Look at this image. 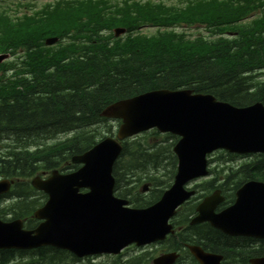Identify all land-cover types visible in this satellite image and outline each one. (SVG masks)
<instances>
[{"label":"trees","instance_id":"1","mask_svg":"<svg viewBox=\"0 0 264 264\" xmlns=\"http://www.w3.org/2000/svg\"><path fill=\"white\" fill-rule=\"evenodd\" d=\"M92 7L86 11H69L61 10L58 5L46 6L15 26L10 20L4 26L0 24L1 52L25 47L27 57L21 65L25 63L27 70L30 63L40 58L56 63L49 68L52 71L43 67L29 70L33 85L12 101L6 89L0 91V178L13 181L9 194L13 201L3 212L22 219L27 228L35 226L31 215L40 205V193L31 188L29 178L55 168L75 170L77 166L69 164L70 158L90 149L100 137L102 130L97 127L106 120L99 113L107 105L153 90L189 89L238 108L255 103L264 106V80L259 79L264 73V0H202L190 3L184 11L147 8V12L139 10L134 19L130 20L132 16L125 13L118 21L95 2ZM251 14L254 18L242 23ZM82 18L90 25L84 24ZM144 23L164 28L199 23L214 34L230 31L234 36L190 41L184 34L170 30L157 31L148 37L139 34L133 37L129 33L123 42L102 36L115 26L132 32ZM82 33L83 40L64 44L58 52L45 51V37L73 39L75 34L80 38ZM59 133L67 135L63 142L38 148L40 140ZM152 135L159 143L149 147H145L146 141L123 143L112 170L114 191L120 198L126 199L138 182L147 181L151 185V197L129 200L138 208L155 203L170 186L175 173L176 158L171 149L177 138L155 131ZM12 141L19 143L16 145L19 148L11 147ZM30 145L36 147L31 149ZM217 154L223 159L219 170H212L214 177L196 186L201 195L186 203L173 222L183 226L179 232L182 242L222 254L224 264H247L251 257L264 256V241L255 248L251 239L230 238L208 224L188 226L194 202L203 195L219 189L225 197L223 207L232 203L235 191L247 181L264 182V154L227 168L225 164L239 157L225 152ZM33 252L40 257V264L66 259L65 253L51 247ZM25 253L0 250V264H15L12 260Z\"/></svg>","mask_w":264,"mask_h":264},{"label":"water","instance_id":"2","mask_svg":"<svg viewBox=\"0 0 264 264\" xmlns=\"http://www.w3.org/2000/svg\"><path fill=\"white\" fill-rule=\"evenodd\" d=\"M52 41H47L51 43ZM104 115L122 120L120 139L156 128L180 139L173 148L178 160L172 186L147 209L125 208L126 202L113 197L112 166L119 147L111 140L73 159L84 167L70 175L52 172L45 181L31 184L48 195L45 206L34 213L45 220L34 231H24L20 221L0 222V249H31L43 245L67 249L77 256L117 254L135 243L144 245L162 240L170 232L168 220L175 209L194 191L183 186L204 176L206 156L223 149L235 154L264 153V106L255 103L234 107L211 95L190 90H156L108 106ZM85 188L87 193L80 194ZM9 183L0 182V195ZM234 203L215 214L223 198L217 190L196 207L190 224L208 223L230 237L264 239V183L250 181L235 193ZM199 264H221L222 257L189 246ZM176 255L166 254L154 264H173ZM249 264H264V257Z\"/></svg>","mask_w":264,"mask_h":264},{"label":"rangeland","instance_id":"3","mask_svg":"<svg viewBox=\"0 0 264 264\" xmlns=\"http://www.w3.org/2000/svg\"><path fill=\"white\" fill-rule=\"evenodd\" d=\"M12 1L14 2L15 5L20 4V3L30 2V3L34 4V8L33 9H39L40 7H42L43 5L47 4L48 2H50L49 4L53 3L54 0H26V2H24L25 0H12ZM151 1H154V2H162L165 5H173V4L174 5L175 4L178 5L179 4V1H183V0H151ZM0 2H3L2 3L3 5H6L7 4L5 0H0ZM14 4L8 3V5H9L8 7L11 8L10 14L12 16H14V15H16V16L22 15V12H24L22 8L21 9H18V11H16L18 13H15L14 12V10H15V5ZM1 7L2 6L0 4V8ZM29 14H31V13L29 12ZM184 30H186L187 33H189L191 36H196L199 33L202 34V35H204V36H208L207 32L205 31V29L203 27L196 26V27L185 28ZM140 31L143 34L150 35V34H153L155 32V28L144 27V28L140 29ZM226 37H230V34H228ZM37 64H43V66H40V65H37ZM34 65H37V66H34ZM54 66H56V63H50V62H48V59L45 61V60H43L41 58L40 59H37L33 64L30 63L28 65L29 69H31V70H34L33 68H36V67H43V68H48L49 69L50 67H54ZM11 74L12 73H10V72L7 73V75H9V76ZM260 76L261 77L259 79H264V74L263 75H260ZM13 88H14V86L11 87L10 89L12 90ZM9 101L10 100H7L6 102H9ZM116 128L117 127L114 125L113 131H115ZM100 129L102 130V133L103 134H106V132H105V130H104L103 127H101ZM106 135H108V134H106ZM54 141L55 140H50L49 138H45V139L40 140V142H43V144H50V143H52ZM16 145H19V143H14V141H12L11 147H14ZM8 147L10 148V146H8ZM16 147H18V146H16ZM215 157H216V159L217 158L220 159V155L219 154H215V155L213 154L212 157H211V159H213ZM250 159H254V158L253 157H251V158H241V159H238L237 158L235 161H233V163L231 165H235V164L237 165V164H239V163H241L243 161H247V160H250ZM218 164H219V162H217V161L214 162V163H212V170L218 171L219 170V165ZM166 177L168 178L167 175H166ZM210 177H214V173H211V175L208 176V177H206L205 180L209 179ZM165 179L166 178H164V182L166 183ZM202 181L203 180H197L196 182L192 183V186H195V185L201 183ZM139 184L140 183L138 182L135 186L132 187V190L130 191V194L127 197L136 196V194H137L136 193L137 192L136 190H137V187L139 186ZM128 188H130V187H128ZM198 195L200 196V194H198ZM6 204H7V202H5V201L4 202H1L0 203V207L2 208V207H4L3 205H6ZM7 217L8 216H5L4 218H7ZM110 261L111 260L110 259H107V258H97V259H94L93 260L94 263H98V264H104V263H107V262H110Z\"/></svg>","mask_w":264,"mask_h":264},{"label":"flooded vegetation","instance_id":"4","mask_svg":"<svg viewBox=\"0 0 264 264\" xmlns=\"http://www.w3.org/2000/svg\"><path fill=\"white\" fill-rule=\"evenodd\" d=\"M20 96V95H19ZM19 96H17V97H19Z\"/></svg>","mask_w":264,"mask_h":264},{"label":"bare ground","instance_id":"5","mask_svg":"<svg viewBox=\"0 0 264 264\" xmlns=\"http://www.w3.org/2000/svg\"><path fill=\"white\" fill-rule=\"evenodd\" d=\"M96 128V127H95Z\"/></svg>","mask_w":264,"mask_h":264}]
</instances>
